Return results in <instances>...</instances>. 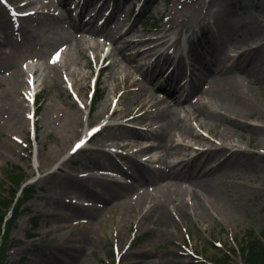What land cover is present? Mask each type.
Wrapping results in <instances>:
<instances>
[{"label":"rangeland","instance_id":"374dc122","mask_svg":"<svg viewBox=\"0 0 264 264\" xmlns=\"http://www.w3.org/2000/svg\"><path fill=\"white\" fill-rule=\"evenodd\" d=\"M78 1H72L73 12L78 11L74 8ZM88 1L91 8L100 4V0ZM195 2L198 1L107 0L105 8L109 11L113 3L116 5L118 22L122 24L121 30L133 26L126 39L157 36L162 33L167 20L185 25L189 24L191 15L198 13L211 23L210 29L205 33L195 31L192 40L197 44L212 36L214 32L225 37L229 46L243 48L264 42V0H212L210 5L201 6ZM10 3L11 0H0V21L4 19L8 24L16 5ZM146 3L148 4L145 5ZM56 10L62 12L55 0H45L35 6L29 17L22 20L21 24L33 30L35 35L30 48L37 50L41 45L47 46L44 42L54 27L56 30V21L59 18L53 15ZM63 16L64 13L61 14V17ZM96 22L101 26L103 19L99 18ZM225 22L232 26L240 22L249 23L256 26L258 31L254 35L241 32L230 37L228 31H225ZM14 26L9 25L8 31L0 28V50L8 37V41L15 45L12 32ZM182 34V37H178L175 31H169L161 40L174 42L178 39L179 54L186 52L181 41L184 40L187 47L190 42V34ZM97 42L92 40L84 45L78 65H71V69L78 71L79 75L76 74L77 82L73 85L74 88H71L72 95H68V99L76 97L75 90L80 89L76 104L82 107V131L68 142L56 129L55 120L52 118L53 111L46 108L45 104L49 99L59 102L64 97L60 86L66 84L71 87L69 82H62L61 78L59 83L58 75L50 82L46 79L43 84L41 79L37 78V84L33 86V90L39 92L37 104L33 106L29 102V106L28 101L23 102L27 117L25 114L13 115L16 106H11L7 100L0 97V170L20 166L34 181L36 188L34 198L26 204L28 210L18 217L17 224L10 233L11 238L19 244L8 251L9 259L23 261V264H221L215 262V259L226 260L225 264H243L239 253L233 254L228 250L236 248V243L250 228L264 240V157L255 160V165L234 168L225 182H218L215 185V201L208 206V210L196 208L193 200L185 201L183 198L184 204L154 207L152 212L149 211L148 218L141 219V214L147 211V207L139 214L119 202L103 204L99 198L85 194H82L81 198H74L83 188V182L73 176L70 178L65 173L88 174L84 182L98 191L101 190V184H107L114 178L122 179L118 174L98 171L99 168H111L113 164L104 158L102 152L110 150L118 163L127 166L120 157L129 151L122 147L126 138L128 137V142L132 144L133 138L138 137L137 131L148 132L158 126V122L150 118L153 109L148 97H139L137 100L128 86L131 81L128 73L132 78L136 76L132 68L122 70L110 64L109 69L98 72L101 65L111 61V57H104L111 52L113 45L102 37H98ZM138 49L139 47L127 49L125 58L129 59ZM163 49L160 48L159 52ZM262 51L264 54V46ZM191 58L196 59L193 56ZM116 59L122 61L120 54L116 55ZM17 61L27 67V70L37 62L43 63V66L46 64L45 57H40L35 52L19 57ZM174 66L173 61L169 70ZM64 70V67H61V71L66 73ZM85 72H89V75L84 78ZM159 80L162 81L163 78ZM55 83L58 85L55 86ZM44 84L47 85L46 90L41 92ZM104 84L106 88L103 87ZM4 85L1 78L0 91ZM250 86L255 91L259 105H263L264 80ZM92 88L99 96L94 103H91ZM22 90L29 92L27 83ZM20 99L21 95L16 98ZM105 101L106 105L102 106ZM36 106H40V111L29 116L30 109L34 111ZM112 109H117V114L109 118L108 114ZM100 119L102 120L97 127L109 124L126 126L132 128L131 134L126 132L122 138L106 142L102 141V136L107 134L105 130L85 145L86 150L73 151L74 143L84 138L87 130H92L88 129L89 126ZM204 120L206 119L199 115L192 119V123L196 125ZM257 120L256 117H246L244 122L251 126V123L258 122ZM209 124L212 125L211 122ZM223 126L227 129V135L240 133L243 145L250 149L246 142L249 135H254L251 127L236 121L225 122ZM172 127L164 133L184 139L180 136L183 122L178 121L176 127ZM147 137L150 143L159 142V139L151 134ZM184 143L194 144V140L185 138ZM186 153L191 156L193 151ZM158 154L162 156L165 151H159ZM123 179L134 181L133 178ZM183 184L187 185L186 181H183ZM157 191L153 190L152 193L159 195ZM184 197L189 199L187 194ZM65 199H78V203L76 206L66 205ZM36 219L37 227L33 228L32 223Z\"/></svg>","mask_w":264,"mask_h":264},{"label":"bare ground","instance_id":"6f19581e","mask_svg":"<svg viewBox=\"0 0 264 264\" xmlns=\"http://www.w3.org/2000/svg\"><path fill=\"white\" fill-rule=\"evenodd\" d=\"M21 1L23 0H11L10 3L16 4L15 13H11L15 22L9 21L8 24L4 19L0 21V28L5 30L9 25H15L12 30L15 45L8 41V37L3 49L0 50V81L2 78L5 84L0 91V97L7 100L11 106H16L13 115L25 114L27 117L23 102L28 101L29 106V102L32 103L28 98V94L33 95L29 80L35 83L37 78H40L43 84L46 83V79L50 82L55 75H58L57 81L60 83L61 78V81L65 82L68 76L71 84L74 85L77 82L76 74H79L78 71L71 69V65H78L84 45L92 40L98 43V37H102L109 41L113 48L107 54V57H111V61L101 65L98 72L109 69L110 64L122 70L132 68L136 76L132 78L128 73L131 80L128 86L137 100L139 97H148L150 107L153 109L150 118L158 122L154 130L137 131L138 137L133 138L132 144L128 142L130 139L126 138L123 147L129 151L121 154L120 157L127 166L118 163L110 150L102 152L104 158L113 163L111 168L108 167L109 170L122 179H111L109 183L101 184L102 189L98 191L84 182L88 174L65 173L66 176L70 178L73 176L83 182V188L74 198H81L82 194H85L99 198L103 204L119 202L139 214L147 207V211L141 214V219L148 218L149 211L154 207L161 205L164 208L165 204L182 205L184 199L193 200L196 208L208 210V206L215 201L217 194L215 185L218 182H225L234 168L255 165V160L264 157V103L259 105L255 91L250 86L264 80L262 51L264 42L243 48L234 47L226 44L225 37L214 32L212 36L206 37L197 44L192 40L195 31L205 33L210 29L211 23L198 13L195 16L191 15L189 24L185 25L167 20L160 35L143 39L133 37L126 39L133 26L121 30L122 24L118 22L119 14L116 15L118 10L114 3L108 11L105 8L107 0H100L99 6L94 8L90 7L88 0H79L74 5L78 11L73 12V0H55L62 8L61 13L58 10L53 13L54 16L59 17L56 21V30L55 27L53 31L51 30V35L44 42L46 47L41 45V48L35 50L33 47L30 48L31 40L35 37L33 30L20 23L34 12L37 4L45 0H26L24 4H21ZM193 1H198L195 2L198 6L210 5L212 2V0ZM18 12L26 15H20ZM62 13H64L63 17H61ZM86 17L88 18L85 19ZM99 18L103 19L101 26L96 22ZM224 28L230 37L241 32L254 35L258 31L256 26L243 22L236 26L225 22ZM169 31H175L178 37H182L183 32L190 34H188L190 42L186 52L177 53L178 39L167 46L165 57H162L164 53L160 54L157 51L170 41H160ZM136 47L139 49L126 59L125 51ZM31 52L39 54L40 57L43 55L45 66L37 62L27 70V67L17 61L19 57L28 56ZM117 54H120L122 61L116 59ZM191 56L196 59H192ZM173 61L175 66L169 70ZM85 66L87 67V64ZM61 67H64L66 73L61 71ZM88 75L89 72H85L83 77ZM181 76L184 77L183 80H180ZM188 76L193 83L188 91L179 95L180 89L184 86L181 83ZM160 78L163 80L160 81ZM26 83L29 92L22 90ZM54 85L57 86L58 83ZM45 86L47 85H43L41 92L46 90ZM103 87L106 88V84ZM60 91L64 97L59 102L49 99L45 107L53 111L52 118L55 120L56 129L68 142L82 131L81 106L76 104L75 99H68L70 91L65 85L60 86ZM19 95L21 99L16 100ZM106 103L103 102L102 106ZM36 104L37 100H35ZM38 111L40 106H36L34 111L30 109L28 115L33 116ZM115 114L117 109H113L109 116L114 117ZM199 115L206 120L193 124L192 119H196ZM246 117H256L258 122H252V125L248 126L244 122ZM178 121L183 122L180 136L184 139L190 137L194 140V144L184 143V139L164 133L167 129L173 128L172 126L176 127ZM235 121L251 127L254 138L249 135L246 142L250 149L243 145L240 133L226 134L227 129L223 123ZM131 129L126 126L108 125L99 128L96 133L100 135L106 130L107 134L102 136V141L109 142L122 138L121 136L126 132L131 134ZM149 134L159 139V142L144 144L148 141L146 138ZM157 150L165 151V154L159 156L156 153L153 159L147 155ZM189 150L193 151L191 156L186 153ZM123 178H133L134 181H124ZM183 181H186L187 185H184ZM156 189L159 195L152 193ZM185 194L189 195V199L184 197ZM65 201V204L70 206H76L78 203V199H65Z\"/></svg>","mask_w":264,"mask_h":264},{"label":"trees","instance_id":"16d2710c","mask_svg":"<svg viewBox=\"0 0 264 264\" xmlns=\"http://www.w3.org/2000/svg\"><path fill=\"white\" fill-rule=\"evenodd\" d=\"M1 173L0 264H23V261H10L8 258V250L19 244L18 241L11 238L10 233L16 225L18 217L28 210L26 203L34 197L36 189L32 184L22 185L28 177L19 166L3 168ZM19 193L20 195H18ZM32 227H37V219L33 220ZM228 251L233 254L239 252L243 264H264V240L252 228L244 232L240 241L237 242L236 248ZM215 262L227 263L226 260L222 261L221 259H215Z\"/></svg>","mask_w":264,"mask_h":264},{"label":"snow or ice","instance_id":"6c2138e0","mask_svg":"<svg viewBox=\"0 0 264 264\" xmlns=\"http://www.w3.org/2000/svg\"><path fill=\"white\" fill-rule=\"evenodd\" d=\"M20 15H26V13H19ZM82 143V142H81ZM80 145L77 144L76 147H79ZM73 151H75V148L73 149Z\"/></svg>","mask_w":264,"mask_h":264}]
</instances>
